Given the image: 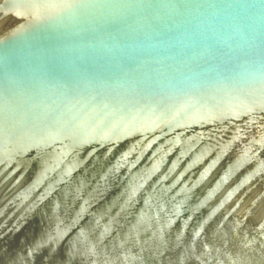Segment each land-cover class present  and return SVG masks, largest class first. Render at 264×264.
I'll return each instance as SVG.
<instances>
[{
    "label": "water",
    "instance_id": "obj_1",
    "mask_svg": "<svg viewBox=\"0 0 264 264\" xmlns=\"http://www.w3.org/2000/svg\"><path fill=\"white\" fill-rule=\"evenodd\" d=\"M0 264H264V0H0Z\"/></svg>",
    "mask_w": 264,
    "mask_h": 264
}]
</instances>
